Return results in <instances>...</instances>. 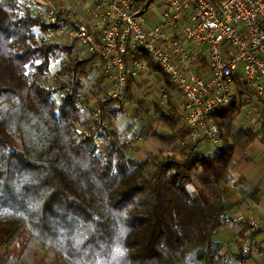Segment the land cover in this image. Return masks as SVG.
<instances>
[{
    "label": "trees",
    "instance_id": "trees-1",
    "mask_svg": "<svg viewBox=\"0 0 264 264\" xmlns=\"http://www.w3.org/2000/svg\"><path fill=\"white\" fill-rule=\"evenodd\" d=\"M26 1L0 0V264H244L250 250L216 235L229 221L224 213L261 195L264 178L245 183L232 167L236 148L264 142V104L257 123L238 129L246 96L216 110L211 119L223 144L211 154L202 137L184 144L182 159L161 152L138 159V137L172 142L189 127H179L174 107L165 103L162 112L160 102L152 114L134 107L133 138L109 127L135 93L127 89L118 104L110 88L86 91L96 57H78L56 40L42 7ZM58 53L64 57L52 73ZM92 98L101 112L84 116L79 99ZM157 120L167 131L156 129ZM236 193L242 198L231 202Z\"/></svg>",
    "mask_w": 264,
    "mask_h": 264
},
{
    "label": "built area",
    "instance_id": "built-area-1",
    "mask_svg": "<svg viewBox=\"0 0 264 264\" xmlns=\"http://www.w3.org/2000/svg\"><path fill=\"white\" fill-rule=\"evenodd\" d=\"M154 1L161 4L162 23L152 24L148 18L147 10ZM35 3L44 5L39 15L56 28L52 34L56 40L73 45L78 57L92 55L101 61L105 84L120 101L128 78L145 67L141 57H148L181 95V108L194 128L191 139L202 136L208 141L204 153L211 154L223 144L211 115L233 101L236 83L254 100H264V0L26 1L29 7ZM183 41L206 49L207 78L195 69ZM81 102V110H89L93 116L101 112L97 99ZM94 139L100 145V131ZM234 215L224 213L222 217L244 221L250 231L264 232L263 217ZM242 246L244 253L250 250L248 234L243 236Z\"/></svg>",
    "mask_w": 264,
    "mask_h": 264
},
{
    "label": "crops",
    "instance_id": "crops-1",
    "mask_svg": "<svg viewBox=\"0 0 264 264\" xmlns=\"http://www.w3.org/2000/svg\"><path fill=\"white\" fill-rule=\"evenodd\" d=\"M38 1H50V0H38ZM54 1H61V0H54ZM70 1H81V0H70ZM39 6L44 7L43 4H40ZM76 6L78 7V5H76ZM160 9H161V4L159 3V1H154L151 4L150 8L147 10L148 18L152 24L162 23V21L160 19V15H159ZM171 39H173V38H171ZM182 46L184 49L190 51V54L192 56V58H191L192 62L194 63L195 69L198 71L199 75L204 77V78H207L210 75V68L208 66V54L206 52V49H204V47H200V48L196 49L188 41H183ZM73 53H74V51H73ZM89 56H92V55H88L85 57H89ZM141 58L143 59V61H145V67H144V69H142V71L140 72L139 75L128 78L127 84H126V95H127V89L128 90L130 89L132 92H134L135 88H138V90L142 94H145L146 92H149L148 91L149 87L151 85H153L152 82L154 81L156 83L155 85L156 86L158 85V87L160 89H161V86H164V88L162 87L161 93H159V94H160V97H162L164 99V101L166 103V107L168 104L174 106V104L171 102V99L174 102L176 99H173L172 93L169 91V89H174V92H177V91H176L174 85L172 84V82L170 81V78L165 73H163L162 71H161V73H163V74H162V76H160L161 75L160 72L152 70V68H151L152 66H150L149 63H152V64H154V63L150 59H148V57L142 56ZM97 60H99V59L96 57L95 61L98 63H96V66H94V67H99V70L97 71L95 78L102 75V77H100L98 80L105 82L106 76L101 71V61L100 60L97 61ZM149 61H151V62H149ZM154 66H156V65L154 64ZM241 67H242V63H240L238 65V69L236 70L238 75L241 72ZM157 77H159V78H157ZM104 88L109 89V87H107L106 84L104 85ZM240 94H242L243 96H246L248 102H247V104L242 106V110L235 117V122H236L235 128L236 129L245 128L248 125H253V124L257 123L259 120V115L261 114L260 111H262V106L264 104V100H261V102H254L252 99H250V96H248L247 94H245L243 92L241 85L239 83H236V92L233 96V99L235 97H238ZM135 95H136V93H135ZM167 95L169 96L168 99L166 98ZM94 100H95V98L90 99V101H94ZM176 101H178V100H176ZM181 103H182V100H181V95H180L179 107H181ZM166 109L168 110V108H166ZM133 110H134V108L132 109V111ZM128 111H130V110H128ZM128 111L125 112V114H127ZM131 114H132V112H131ZM178 116H179V120H180V118L185 120V121H183V125H185L186 127H189V129H191V126L188 124L182 108H181V111H179ZM180 127H182L181 124H180ZM166 129H167V127H165L163 132L167 131ZM234 159H235V163L232 167V174L236 178H242L243 181L245 183H248V184H256V183H259L260 181L263 180V178H264V142L261 139H259V138L255 139L252 142V144L249 147H247L245 150L241 149V148H236L234 151ZM192 193H196V190ZM241 198H242V195L239 193H236V194H234V196L232 197V199L230 201L231 202H237ZM233 208L236 212L238 210L242 211L245 216L260 217V218L263 217L264 218V182L262 183V191H261V195H260L258 201L245 200L241 205L240 204L235 205ZM229 213H227V214L229 215ZM234 214H236V213H234ZM227 222L228 223L225 227H228V232L231 233L230 238L222 239V240L224 242L229 241L230 243H228V244L231 246V248H236L237 245L239 244V242H238L239 238H240V240H242L243 236L248 234L250 232V230H249V228L248 229H244V228L242 229L243 225L240 222L235 223V224L229 223L231 221H227ZM263 236H264L263 230L258 231L253 236H251V239H249V243H250V247H251L250 252H249L250 256L248 257V259L246 260V262L244 264H259V261L261 259H264Z\"/></svg>",
    "mask_w": 264,
    "mask_h": 264
},
{
    "label": "rangeland",
    "instance_id": "rangeland-1",
    "mask_svg": "<svg viewBox=\"0 0 264 264\" xmlns=\"http://www.w3.org/2000/svg\"><path fill=\"white\" fill-rule=\"evenodd\" d=\"M35 29H36L37 32H39L37 27ZM63 57H64L63 53H60V54L58 53V55L56 56V59H55L56 61L55 60L52 61L51 65H50V67H51L50 71L52 73H54V70H56L58 68L59 61H60V59L62 60ZM97 61H99V60H97ZM95 63H98V62L95 61ZM98 70H99V67H93V69L89 72L90 75L88 76V78L87 79H83V82H84L83 86H84V89L86 91H89V89L91 90L92 87L94 89H97V87H98L100 90H104L102 87H104L105 82H103V81L98 82V79L100 77H102V75H100L97 78H95V75H96ZM157 78H159V77H157ZM153 82H152L153 85H151L149 87V90H148L149 92H146L145 94H142L138 90V88H135L134 92L136 93V99L129 100L127 98V102L124 104V112H127L128 110H130V111H128L127 114H123L122 112L117 113L110 124H108V122L110 120H108L107 122L104 123L106 125V127H107V124H108L109 127L112 126L111 127L112 129H115L116 131H118L121 136H125L126 138L130 139V138H133L132 130L136 127V124H137V123H135L137 121V119L134 118L131 115L132 109L135 107V105L136 106L138 104H141V106L143 105L142 107H144V109L148 108L150 113L152 114L153 113V108L155 109V107H154L155 104L160 102L161 103L162 112H167L166 107H164L165 101H164V99L162 97H160V94H159V93H161V89H162V87L164 88V86H161V89H160L158 87V85L156 86L155 85L156 83L155 82L153 83ZM169 91L172 93L173 99L178 100V101L175 100V102H174L171 99V102L174 104L173 107H174L175 113H177V115H178L179 111H181V107H179L180 94H178L177 92H174V89H169ZM89 93H90V91H89ZM125 98H126V96L124 95L123 100ZM166 98L168 99L169 96L167 95ZM140 99L142 100V103L138 102ZM250 99H252L254 102H260L258 100H254L252 96H250ZM118 101H119L118 104H120L121 101L119 99H118ZM78 103H79V107H82L80 105V103H82L81 100ZM80 110H81V108H80ZM81 113L84 116H88V114H90L89 110H87V111L86 110H84V111L81 110ZM178 121H179V123H178L179 127H180V124H181L182 127L187 128L185 125H183V121H185L184 119L180 118V120L178 119ZM155 127H156V129L158 131H163L165 129L166 125L162 121L157 120L155 122ZM193 131H194V128H191L189 130V132L186 134L185 139L172 140V142H170V141L167 142V141H165L164 139H162L160 137L159 138L152 137L151 135H143L142 137H138L134 141V144H133L135 146L136 157L138 159H142V158L146 157L147 154H149V153H156L157 154V153L161 152L162 153L161 155L163 157H166V156H172L173 157V156H175L174 158H176V159H182L185 156V151H182L184 144L186 145L190 141L196 143V141L199 138H202V136H199L195 140L193 138V140H194L193 141L191 139V136H192L191 133ZM101 143L102 142H99V144H101ZM189 189H190L191 192L195 191L194 188L191 187V186L189 187ZM229 212H230L229 216L232 218V217L235 216L234 213L242 212V211L238 210L236 212L234 210V208H232ZM229 223L235 224L237 222L231 221ZM230 234L231 233L228 232V227H224V228L219 229V231H218L216 236H217V238L220 237L219 239L222 240V239L230 238ZM238 242L241 243L242 240H240V238H239ZM228 243H230V242L226 241V244H228Z\"/></svg>",
    "mask_w": 264,
    "mask_h": 264
}]
</instances>
